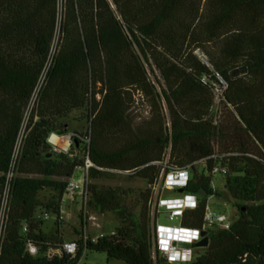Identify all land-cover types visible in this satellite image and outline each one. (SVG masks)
<instances>
[{
	"label": "trees",
	"instance_id": "1",
	"mask_svg": "<svg viewBox=\"0 0 264 264\" xmlns=\"http://www.w3.org/2000/svg\"><path fill=\"white\" fill-rule=\"evenodd\" d=\"M112 3L0 0V264H77L86 252L169 264L151 254L149 188L97 184L123 176L152 185L167 155L171 167L191 166L182 193L198 204L183 227L199 228L207 199L221 197L215 177L237 213L228 230H207L208 247L190 264H264V0ZM141 105L149 118L135 126L130 112ZM51 135H69L70 148L56 150ZM86 157L88 211L119 226L94 242L77 239L72 257L62 251L61 199ZM46 190L56 197L42 204ZM43 213L56 216L51 236Z\"/></svg>",
	"mask_w": 264,
	"mask_h": 264
},
{
	"label": "built area",
	"instance_id": "2",
	"mask_svg": "<svg viewBox=\"0 0 264 264\" xmlns=\"http://www.w3.org/2000/svg\"><path fill=\"white\" fill-rule=\"evenodd\" d=\"M45 71L42 73L38 86L34 92L32 101L30 103V109L33 106L34 100L37 95V91L43 81ZM205 83V79H202ZM221 85H215V112L218 111V106L223 98V92L226 85L220 82ZM137 107V106H136ZM144 110L145 115L149 116L150 109L141 105L138 106ZM50 138V137H49ZM70 140V136L68 137ZM49 142V140H48ZM54 148L56 144L49 142ZM67 151V150H62ZM169 149L167 150V154ZM168 155L164 162L159 163L161 171L158 177L155 179L152 185H149L150 198H149V219H150V242H151V254L153 259L160 256L169 264H190L194 260V244L202 239V234L206 233L208 229L215 228L217 230H228L231 226L230 219L224 213L218 212L211 208L208 203L205 205L202 225L199 228L191 229L183 227L181 225L182 215L187 210H193L198 204L197 196L178 193V190H182L191 178V166L183 168L171 167L168 165ZM93 168L86 157L84 161V168L78 170L77 174L67 181L66 194L73 196L75 200L80 202V230L81 236L78 239L83 241L91 240L95 241L102 235L96 238H92L87 234L88 222L94 220L89 215L87 208V201L89 197L88 192V170ZM117 173V172H116ZM125 174V173H121ZM214 190V189H213ZM175 193L178 197H166L167 193ZM212 197V196H211ZM210 198V197H209ZM163 215L164 219L168 222H177L175 225H163L160 223V216ZM41 220L48 219V213H43L37 216ZM83 226V227H81ZM25 231V228L23 229ZM76 241L65 242L62 246V251L65 254L72 257L76 254ZM28 252L35 256L37 250L32 245L27 246ZM48 255H53L49 253Z\"/></svg>",
	"mask_w": 264,
	"mask_h": 264
},
{
	"label": "rangeland",
	"instance_id": "3",
	"mask_svg": "<svg viewBox=\"0 0 264 264\" xmlns=\"http://www.w3.org/2000/svg\"><path fill=\"white\" fill-rule=\"evenodd\" d=\"M220 105V104H219ZM218 109L220 107L218 106ZM30 114V109L27 112L26 118L24 120V125L22 128L21 135L24 131V127L27 123L28 117ZM130 116L134 119V125L140 124L143 120H147L149 116L145 115L144 110L140 107L133 108L130 112ZM77 128L75 132L82 133L85 135L86 133V126L84 125L83 129L80 125H76L74 123H70V129L71 128ZM20 135V137H21ZM56 136V135H55ZM58 137V136H57ZM69 135L58 137L60 140H64L66 142V146L64 147V144H61L62 142H59L56 144L55 149L56 150H68L72 144L70 140H68ZM49 142L50 139H48ZM64 147V148H62ZM196 170L199 174L202 173V167L196 166ZM78 175V174H77ZM97 184L102 187H121L123 189L131 190L134 193H138L141 191H144L148 186L140 179L133 178V179H125L123 176H116L113 179L108 180H101L98 181ZM212 188L220 194L221 197H216L213 195L212 197L208 198V203L214 210L224 213L228 219L235 220L236 218V210L234 208V201L229 198L226 191L223 188L222 181L215 177ZM178 197L175 193H167L166 197ZM39 200L42 204H46L49 200H52L56 197V194L52 191L46 190L41 192L39 195ZM126 202L132 203L130 199H127ZM69 205L68 210L66 211V206ZM80 202L75 200L73 196L65 195L63 202H62V210H63V217L64 219L60 221V232L63 236L64 242H71L76 241L78 239L77 235L75 234V230L79 232L80 230ZM94 220H90L88 222V230L87 234L90 235L92 238H96L99 236H110L113 234L115 229L119 226V223L116 221V219L109 213H105L102 215H98L95 213H90L89 215ZM55 221L56 216L48 213V219L43 220L42 223V232L47 235L51 236L55 232ZM160 223L163 225H175L177 222H168L164 219L163 215L160 216ZM202 252V251H200ZM77 264H124L120 261L115 260H109L107 259L106 255L104 253H97V252H86L83 257L79 260Z\"/></svg>",
	"mask_w": 264,
	"mask_h": 264
},
{
	"label": "water",
	"instance_id": "4",
	"mask_svg": "<svg viewBox=\"0 0 264 264\" xmlns=\"http://www.w3.org/2000/svg\"><path fill=\"white\" fill-rule=\"evenodd\" d=\"M109 1L112 4V7H114V5L112 3V0H109ZM182 192L183 191L181 189L178 190V193H182ZM200 196L205 198L206 197V194L204 192H201L200 193ZM208 244H209V237L207 236L206 233H203L202 234V239L194 244V248L195 249H205V248L208 247ZM156 259L157 258L155 257L154 258V262H156Z\"/></svg>",
	"mask_w": 264,
	"mask_h": 264
},
{
	"label": "bare ground",
	"instance_id": "5",
	"mask_svg": "<svg viewBox=\"0 0 264 264\" xmlns=\"http://www.w3.org/2000/svg\"><path fill=\"white\" fill-rule=\"evenodd\" d=\"M50 141L53 143V144H57V143H59V142H62L61 144H64V147L66 146V142L64 141V140H60L57 136H55V135H51L50 136ZM64 147H62V148H64Z\"/></svg>",
	"mask_w": 264,
	"mask_h": 264
},
{
	"label": "crops",
	"instance_id": "6",
	"mask_svg": "<svg viewBox=\"0 0 264 264\" xmlns=\"http://www.w3.org/2000/svg\"><path fill=\"white\" fill-rule=\"evenodd\" d=\"M71 129H72V131L77 130V128H75V127L74 128H71ZM65 195L67 196V194H65ZM65 195H63V197L61 199V220L64 219V217H63V210H62V202H63V199H64ZM68 207H70V206L69 205L66 206V211L68 210ZM68 211H70V209ZM55 229H56V227H55Z\"/></svg>",
	"mask_w": 264,
	"mask_h": 264
}]
</instances>
